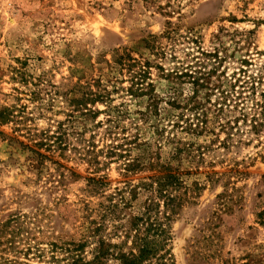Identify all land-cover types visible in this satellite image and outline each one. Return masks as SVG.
<instances>
[{"label":"rangeland","instance_id":"1","mask_svg":"<svg viewBox=\"0 0 264 264\" xmlns=\"http://www.w3.org/2000/svg\"><path fill=\"white\" fill-rule=\"evenodd\" d=\"M138 75L160 100L155 120L139 115L146 97L127 93ZM230 85L245 94L253 85L264 108V0H0V111L13 115L0 122V264H65L58 250L52 262L51 245L76 243L97 224L121 243L114 227L140 211L145 197L134 202L130 190L149 175L124 164L157 153L154 122L162 157L174 139L190 140L172 129L179 111L168 100ZM80 87L105 89L108 103L75 108ZM247 107V122L233 130L209 113L207 131L190 140L181 168L193 173L188 186L203 189L171 223L174 264H264V114L252 131ZM46 137L55 152L39 149L44 157L19 144ZM136 137L143 146L134 150ZM121 199L132 201L116 209L120 219L103 218ZM94 248L90 238L81 255L91 259Z\"/></svg>","mask_w":264,"mask_h":264},{"label":"trees","instance_id":"2","mask_svg":"<svg viewBox=\"0 0 264 264\" xmlns=\"http://www.w3.org/2000/svg\"><path fill=\"white\" fill-rule=\"evenodd\" d=\"M117 60L119 64L129 67L134 66L133 59L128 55H120ZM140 77L138 75L134 81V91L131 87L127 90V93L136 98L146 97L147 105L145 110L139 112V115L142 119L154 118L153 120H155L161 113L159 109L160 100L152 94L153 90L149 88L150 85H147L149 89L142 86ZM188 78L191 79V77ZM238 82L236 80L235 83L238 84ZM192 84L197 85L198 88L203 87V85L197 83L196 79H193ZM242 86L240 85V87ZM251 86L252 88L247 94L243 91H235V85H230L229 91H206L200 99L198 88L192 90L185 101H179L178 97L169 99L166 104L170 106V109L174 112L179 111L172 124V129H180V132L184 133L186 137L189 136L190 140L197 138L207 131V121L209 113H211L220 130H233L240 120L242 123L247 122L248 114L246 110L249 108L247 105L251 104V109L255 113L251 115L250 126L252 131L256 132L257 127L262 125L258 123L257 118L264 114V108L261 103L253 99L256 95V89L253 85ZM90 88L80 87L75 92L76 95L72 99L75 108L88 111V105L108 103L109 95L105 89L98 87V90L94 92ZM260 97L264 98V92L260 93ZM257 109L259 113H257ZM6 110L0 111V122L2 124L13 122L11 121L13 115ZM236 112L240 117H234ZM170 116L168 115L169 118ZM221 117L223 118L221 119ZM180 124H183L184 127ZM151 128L155 136L154 145L159 151L163 130H160L158 123L156 125L155 122ZM49 139L51 137H46L44 141L33 143L31 146L22 142L19 144L33 156L44 157L39 153V149H43L48 153L55 152L54 147L48 143ZM55 140L57 141V139ZM190 140L185 141L182 137L174 139L171 143L173 146L166 157H162L158 151L155 155H149L146 149L143 151L146 152L144 155L138 154L134 159L124 164L123 170L126 173L136 175L146 172L149 175L140 178L138 184L130 190L134 202L140 196L145 197L140 211L129 216L126 224L114 227V237L118 236L119 230H122L121 238L123 240L121 243H112L108 235L107 238L102 237L100 232L104 230V226L97 224L95 227L88 229L90 235L82 236V239L76 243L61 244L59 247L51 245L52 262L53 260L57 261L55 254L58 250V253L64 255L65 259L63 261H65V264H107L109 261H114L117 264H174L170 248L172 241L171 223L178 217L185 205L194 203V200L199 197V192L203 189L196 182L188 186L184 177L191 176L193 173L182 171L181 168L183 157L189 156L191 154L190 149L193 148V143ZM142 146L137 137L134 138V150ZM144 146L147 148V143ZM33 148H36L37 151ZM195 151L199 152V149L196 148ZM194 173L197 174L198 172ZM206 175L210 176L209 173H206ZM87 181L96 187L106 185L103 177H90ZM131 201L121 199L117 203H109L110 205L104 209L102 217L111 216L113 220H119L120 213L116 216V209L121 207L122 210L128 206L130 207ZM90 238L93 239L95 248L92 251L91 259L87 260L81 253L88 245V239Z\"/></svg>","mask_w":264,"mask_h":264}]
</instances>
